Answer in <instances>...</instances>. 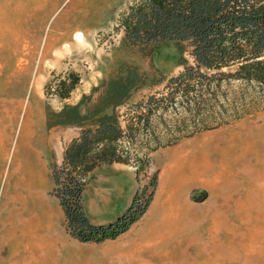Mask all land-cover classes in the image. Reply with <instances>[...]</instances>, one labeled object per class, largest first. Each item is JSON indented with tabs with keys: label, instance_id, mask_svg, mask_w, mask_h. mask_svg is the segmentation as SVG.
<instances>
[{
	"label": "rangeland",
	"instance_id": "1",
	"mask_svg": "<svg viewBox=\"0 0 264 264\" xmlns=\"http://www.w3.org/2000/svg\"><path fill=\"white\" fill-rule=\"evenodd\" d=\"M127 3L129 0H47L35 7L34 0H0V239H15L9 235L26 227L21 222L28 219L41 221L42 236H55L60 241L71 236L52 192L51 170L61 162L66 145L80 129L48 128L47 107L59 110L65 103L78 102L82 94L91 93L111 70H116L121 60L136 58L141 66H149V58L129 55L121 47L122 34L115 30L118 15ZM178 55L174 42L155 44L153 60L167 73L182 69ZM71 70L82 77L71 97L61 101L48 94L47 81ZM257 90L241 81L222 85L217 109L240 106L218 127L183 137L194 126L176 128L180 117L185 116L180 109L177 114L153 116L152 133L143 131L134 145L122 141L134 158L149 160L148 166L139 162L136 191L150 187L157 174L149 208L157 203L151 243L158 250L147 264H264V109L255 110L253 103L245 108L241 104L244 93L249 102ZM220 115H215L212 122H220ZM30 119L33 134L29 140L26 131ZM175 137L181 138L171 144ZM156 145L159 148L151 150ZM176 149L181 152L180 158L196 161L197 165L205 157V167L202 164L197 170L202 178L205 175L211 179L210 185L194 181L188 187H179L181 178H167L169 162L164 163L159 154L167 151L171 155ZM179 168L177 163L173 170ZM110 184L109 179L99 177L87 186L85 207L89 217L97 218L98 200L109 197ZM178 192L186 199L182 219L163 221L159 218L162 208L165 210ZM122 202L123 196L116 199L112 214ZM48 208L53 215L51 230L45 214ZM170 211L174 215L177 210ZM178 224L182 229L173 234ZM173 239H190V245L185 240L180 243L185 246L178 245ZM193 239H199L198 246ZM69 240L59 243L58 264H70L69 257L74 253L88 257V244ZM99 248L98 244L93 246ZM82 259L80 264H84Z\"/></svg>",
	"mask_w": 264,
	"mask_h": 264
},
{
	"label": "trees",
	"instance_id": "2",
	"mask_svg": "<svg viewBox=\"0 0 264 264\" xmlns=\"http://www.w3.org/2000/svg\"><path fill=\"white\" fill-rule=\"evenodd\" d=\"M115 30L122 34L121 47L129 55L149 58V66H141L136 58L121 60L78 102L65 103L59 110L47 107L48 128L80 129L66 145L61 162L53 165L51 180L65 226L82 242L115 238L148 210L157 174L150 187L138 189L128 209L106 225H96L88 217L85 189L103 164L134 165L139 178V162L148 166L149 160L134 158L122 141L134 145L143 131L152 133L153 116L183 109L185 116L176 128L194 126L183 137L218 127L239 111L238 104L217 109L222 85L233 81L258 89L249 102L245 93L241 96L243 108L253 103L255 110L264 109V0H129ZM160 41L175 43L182 67L178 73H167L155 64V44ZM81 80L75 70L55 75L47 81V93L61 101L69 99ZM217 114L220 122L213 123Z\"/></svg>",
	"mask_w": 264,
	"mask_h": 264
},
{
	"label": "crops",
	"instance_id": "3",
	"mask_svg": "<svg viewBox=\"0 0 264 264\" xmlns=\"http://www.w3.org/2000/svg\"><path fill=\"white\" fill-rule=\"evenodd\" d=\"M164 153L167 154V151H162L159 154V157L164 163L169 162L167 168V178H169L168 176L170 175V180H178V177L182 180L185 179V181L178 180L180 184L179 187H188L194 181H199L203 184L205 175L202 178L200 172L198 173L197 169L202 164L203 167H205V157L203 162L200 161L199 165H197L196 161L190 163L189 161L180 158L181 152L177 149L173 150L171 155L167 154L162 156ZM171 162L178 163L180 168L177 170L172 169L171 171L169 169V167H171ZM94 174L95 178L91 181H94L99 177H103L109 179L111 184L107 192L109 197L98 200L99 214L96 216L97 218L88 217L90 218L91 222L96 225H106L115 221L130 206L137 188V174L130 164L121 162L100 165L94 170ZM90 182L87 184V186L90 184ZM180 194L181 193L177 195L180 196ZM120 196H123V202L119 206L122 207L112 214V209L116 203V199ZM165 208L168 209V207ZM148 209L149 212H145L143 216L137 220L127 231L121 233L117 237L107 238L102 242H83L88 244L87 246L89 248H86L88 257H85L82 252L79 254L74 253L72 258L69 257L70 264H80L81 258H83L82 262L84 264H110L111 261L112 264L115 261L118 264L149 263L152 260L151 257L155 256L158 250L157 245L155 243H151V239H153L152 234H155L153 232L152 218L157 210V203H155L151 209ZM170 213V209L164 210L162 208V213L159 218H162L163 221H165V218H168V220L171 219L172 221L175 220L173 215H170ZM179 216L178 219H176L178 221L182 219L181 215ZM34 221L36 222V220ZM171 225H173V222ZM71 238L78 240L72 235L69 236V238H65L66 240L63 239L61 241L58 239H0V264H58L59 259L61 258V249L59 243L71 242V240H69ZM173 240L176 244L181 246H185V244H180L181 240H185L189 244V239ZM95 244L100 245L99 250L93 249ZM162 256H164V254ZM162 256L161 258L163 259ZM110 257H112L111 261ZM86 260L87 263L85 262Z\"/></svg>",
	"mask_w": 264,
	"mask_h": 264
},
{
	"label": "bare ground",
	"instance_id": "4",
	"mask_svg": "<svg viewBox=\"0 0 264 264\" xmlns=\"http://www.w3.org/2000/svg\"><path fill=\"white\" fill-rule=\"evenodd\" d=\"M46 1L47 0H34L35 4H33V5H35V7L42 6ZM38 116H39V114H38ZM31 122H33V121L30 119L28 121V123H27V131H26V136H27V138H29V140H30L31 135L33 134V131L31 129V127H32L31 126ZM257 129H260V128H257ZM58 146H59V144H58ZM176 166H177V163L171 162L170 169L171 168L173 169ZM182 181H185V179H183ZM203 184L204 185H210L211 184V179L204 178L203 179ZM181 198H182L181 195H180V197H179V195H176L175 198H172V199L169 200V203L167 202L169 204V206H168L169 209L177 210L176 213L173 215V218L175 220L178 219V216L181 215V213H182L181 211H183L185 206H186V202H185L186 199L184 200V198H182V199ZM165 210H168V209L165 208ZM45 214H46V219H47V222H48V229L51 230L53 228V226H52L53 215L51 214L50 208L46 209ZM181 217H182V215H181ZM21 223H23L24 226H26V227H24L22 229L18 228L17 231H14L9 236L14 237L15 239H24V238H26V239H55V236H49V235L42 236L41 234H39V226L41 225V221H39V220H37L35 222L32 219H28V221L27 220H25V221L22 220ZM181 229L182 228H180V225L178 224L176 227H174L173 234H175L176 232L178 233V231H180ZM19 236H21V237L17 238ZM193 242H194L195 245H197V246L199 245V239H193ZM199 252H200V250H199Z\"/></svg>",
	"mask_w": 264,
	"mask_h": 264
}]
</instances>
